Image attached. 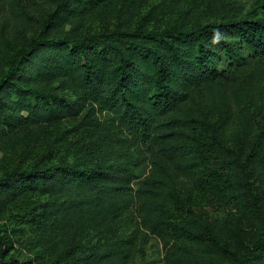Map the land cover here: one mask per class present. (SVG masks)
Masks as SVG:
<instances>
[{
  "label": "trees",
  "instance_id": "16d2710c",
  "mask_svg": "<svg viewBox=\"0 0 264 264\" xmlns=\"http://www.w3.org/2000/svg\"><path fill=\"white\" fill-rule=\"evenodd\" d=\"M144 1L0 0V264H264V0Z\"/></svg>",
  "mask_w": 264,
  "mask_h": 264
},
{
  "label": "rangeland",
  "instance_id": "374dc122",
  "mask_svg": "<svg viewBox=\"0 0 264 264\" xmlns=\"http://www.w3.org/2000/svg\"><path fill=\"white\" fill-rule=\"evenodd\" d=\"M183 1V0H181ZM181 1L179 4H171L169 2L164 3L161 2V0H146L144 1L143 5V12L150 15V24H156L161 25L164 24L165 21L171 20L172 18L177 16L178 9L182 7ZM263 0H227V3L229 2L232 6L231 9H244L248 10L252 8L253 6H257L259 8V4ZM228 3V4H229ZM48 3H45V9H49ZM183 8V7H182ZM152 12L150 13V11ZM207 9H203L205 12ZM261 10V8H260ZM83 23V29L84 31L89 32H95L100 31L103 28V25L98 20H86ZM103 23V22H102ZM66 27H69V24L66 25ZM20 40H23V38H20ZM43 141L40 142L38 148L45 147L48 145V141L45 139H42ZM58 148V145H56L55 149ZM37 150L30 146H20L15 151L4 153L3 151H0V174H2L4 171L10 169L15 164L19 165H26L33 162L34 158L37 156ZM221 213V211H220ZM2 215L0 214V220L3 221ZM130 264H176L172 261H169L166 257V250L162 245V242L152 237L144 246L140 253H138Z\"/></svg>",
  "mask_w": 264,
  "mask_h": 264
}]
</instances>
